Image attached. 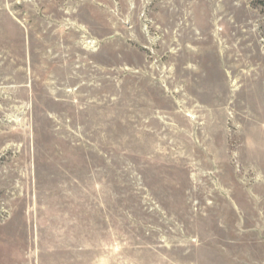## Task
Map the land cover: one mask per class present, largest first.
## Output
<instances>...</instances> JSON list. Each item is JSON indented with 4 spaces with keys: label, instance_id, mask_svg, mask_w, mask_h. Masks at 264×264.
<instances>
[{
    "label": "rangeland",
    "instance_id": "rangeland-1",
    "mask_svg": "<svg viewBox=\"0 0 264 264\" xmlns=\"http://www.w3.org/2000/svg\"><path fill=\"white\" fill-rule=\"evenodd\" d=\"M0 264H264V0H0Z\"/></svg>",
    "mask_w": 264,
    "mask_h": 264
}]
</instances>
